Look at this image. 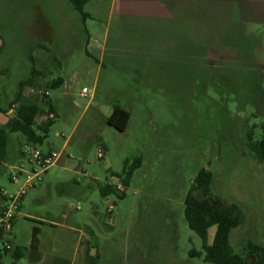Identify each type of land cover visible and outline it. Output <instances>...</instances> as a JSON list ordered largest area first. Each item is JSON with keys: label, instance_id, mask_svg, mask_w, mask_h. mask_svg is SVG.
Instances as JSON below:
<instances>
[{"label": "rangeland", "instance_id": "1", "mask_svg": "<svg viewBox=\"0 0 264 264\" xmlns=\"http://www.w3.org/2000/svg\"><path fill=\"white\" fill-rule=\"evenodd\" d=\"M118 2L92 0L82 21L67 0H0V107L29 75L30 58L45 75L43 85L65 81L47 89L56 116L39 146L62 156L20 200L12 228L13 248L32 243L39 258L9 255L4 264H85L87 250L98 252L100 264H206L203 255L188 256L202 251L201 241L183 217L184 198L202 169L212 175V195L241 210L243 223L229 238L234 253L247 241L264 247V166L246 150L247 133L258 139L264 124V38L254 65L227 63L214 57L206 37L219 22L217 5L200 6L196 31L180 19L175 1ZM196 32L199 41L192 42ZM40 94L23 90L26 100ZM113 106L130 113L124 133L105 122ZM10 141L8 174L28 170L29 145L19 134ZM137 157L142 164L124 199H102L99 189L118 182L112 174ZM21 184L0 177L8 194ZM214 233L208 230L209 243Z\"/></svg>", "mask_w": 264, "mask_h": 264}, {"label": "trees", "instance_id": "2", "mask_svg": "<svg viewBox=\"0 0 264 264\" xmlns=\"http://www.w3.org/2000/svg\"><path fill=\"white\" fill-rule=\"evenodd\" d=\"M85 21L88 15L84 12V7L92 0H67ZM123 2H165L179 0H118ZM1 54V47H0ZM32 67L29 75L19 81L17 91L14 97L7 103L5 108L0 107V113L7 114L9 111L13 115L8 118L7 122L0 128V177H2L3 164H11L10 155V136L19 134L23 137L24 142L29 146L43 145L48 138L50 128L53 126L56 113L52 103L48 98V91H56L64 84L60 77L43 85L45 75L38 71L30 58ZM47 86V87H46ZM25 88H36L41 90L38 98L26 100L23 98ZM46 115L47 118L41 123H37L40 116ZM49 115H53L49 118ZM130 115L127 111L119 106H113L110 116L106 119V124L119 133H124ZM261 135L254 138L252 132L246 135L247 154L256 162L264 166V124L262 125ZM141 158L137 157L132 160H125L123 170L120 174H113L119 182L127 189L134 173L141 167ZM212 175L208 170H200L193 183L191 184L183 202V217L188 228L196 234L201 241V252L190 251V258H198L203 255V261L206 264H264V247L245 242L242 245V251L235 254L229 244L230 234L233 230L238 229L243 223V216L240 208L235 204H226L219 197L211 193ZM102 199L114 196L118 200L125 197V192L117 193L111 184H105L99 189ZM20 210V207H19ZM215 228V233L211 243L208 241V230ZM13 245V244H12ZM35 246L30 243L29 249L13 248L9 254L14 260H19L29 254L32 259L38 260L39 254ZM87 250L85 254V264H100V258L96 251L95 256H90ZM51 261L48 260L47 264ZM4 264V259L0 261Z\"/></svg>", "mask_w": 264, "mask_h": 264}, {"label": "crops", "instance_id": "3", "mask_svg": "<svg viewBox=\"0 0 264 264\" xmlns=\"http://www.w3.org/2000/svg\"><path fill=\"white\" fill-rule=\"evenodd\" d=\"M119 2L123 3V1H119ZM133 3H137V2H133ZM141 3H155L158 4V6H161L160 2H141ZM161 3H167V2H161ZM176 3L179 4L178 7L180 11V19L184 20L186 24L189 23L187 25L190 26L192 30L196 29V31L201 23V19L199 18L198 16L199 14L197 13V10H199L200 6H202L203 4L204 5L211 4V5L219 6V8L217 6L215 8V10L218 11L217 15H219L218 16L219 22L217 23L214 22L215 23L214 28L211 27L212 29H210L209 32H207L208 35L206 36L209 38L208 43L212 45L211 51L215 53L214 57L226 58L227 63H239V64L242 63V65L245 66L248 65L250 67L252 66V64L254 65L253 62L250 63V60L253 61L256 57L258 58L259 55L258 53L262 48L261 41L264 38V0H179L176 1ZM187 5H191L190 10H188ZM168 16H170V14H168ZM88 18H90L89 15ZM218 24H220L222 27L221 26L219 27ZM185 30L188 31L189 30L188 27ZM189 37L191 38L192 42L199 41V34H197V32L191 33ZM180 38L181 41L188 40L187 34H186V38L183 39L182 35L180 36ZM233 58L242 59V61L236 62L233 60ZM12 114L13 112L9 111L7 114H5V116L9 118L12 116ZM4 124L5 122L3 118L0 117V128ZM45 151L54 152L53 150L50 149ZM10 168L11 165L3 164V169L1 171L2 177L3 178L5 177L7 182H8V177L12 173L11 172L8 174V170ZM1 201L2 199L0 198V202ZM89 234L91 236L92 232H89ZM83 246L86 249L89 248V250H91L88 241L85 240L83 242ZM32 260L35 261L34 259ZM57 262L58 264L59 263L68 264L66 260H62V259L57 260ZM45 264H47V262Z\"/></svg>", "mask_w": 264, "mask_h": 264}, {"label": "built area", "instance_id": "4", "mask_svg": "<svg viewBox=\"0 0 264 264\" xmlns=\"http://www.w3.org/2000/svg\"><path fill=\"white\" fill-rule=\"evenodd\" d=\"M88 91L86 88L81 90V96L86 97ZM49 118H52L49 115ZM25 158H27L28 170H23L21 167L16 173L11 174L8 177V184L11 186H17L22 181L18 191L14 194H8L5 190L0 189V198L4 203L0 207V261L13 250L12 246V228L15 220L19 216V202L25 196L26 192L32 188L38 186L42 181L43 175H45L52 167L56 166L62 156L61 153L46 152L40 150L36 146H28ZM71 158V156H69ZM102 150L98 151L97 159H102ZM111 184V183H110ZM113 189L119 194L126 191L125 187L116 181L115 184H111ZM112 205L107 207V214H111Z\"/></svg>", "mask_w": 264, "mask_h": 264}]
</instances>
